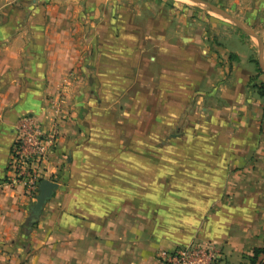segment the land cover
I'll use <instances>...</instances> for the list:
<instances>
[{"label":"crops","instance_id":"1","mask_svg":"<svg viewBox=\"0 0 264 264\" xmlns=\"http://www.w3.org/2000/svg\"><path fill=\"white\" fill-rule=\"evenodd\" d=\"M202 1L253 29L263 49L259 45L255 64L253 36L241 38L232 24L212 19L224 29L221 42L232 64L220 88L228 105V144L220 156L225 171L196 166L159 174L157 169L106 164L114 158L98 151L95 120L115 112L119 98L135 104L145 97L143 111L151 114L155 92L164 94L175 73L177 95L198 96L176 110L196 109L203 99L201 86L209 84L211 74L199 72L195 56L209 50L204 38L219 37L217 24L195 29L190 22L193 32L184 36V24L176 20L181 7L168 23L159 13L154 24L149 0H0V264H160L161 249L207 240L218 244L223 264H249L246 256L264 247V100L252 87L258 68L264 80V0ZM176 35L182 46L177 40L168 43ZM183 45L192 48L186 62ZM247 61L249 70L242 67ZM25 119L58 129L44 178L59 186L29 232L36 194L13 182L8 169L11 146ZM204 138L192 136L187 143ZM135 139L131 144L138 143ZM125 158L117 155L115 162ZM218 172L212 183L229 195L212 199L210 215L199 214L192 225L187 193L177 203L183 209L175 220L167 217V228L160 223L159 185L180 182L188 188L186 176L197 175L194 186L202 192L212 184L208 177L206 185V175Z\"/></svg>","mask_w":264,"mask_h":264},{"label":"rangeland","instance_id":"2","mask_svg":"<svg viewBox=\"0 0 264 264\" xmlns=\"http://www.w3.org/2000/svg\"><path fill=\"white\" fill-rule=\"evenodd\" d=\"M149 1L151 2L152 8L151 23L154 24L158 23L157 15L159 13L166 17V23H168L169 19L171 18L170 16H174V9L176 7H181L182 10L179 12L181 14L177 12L178 16L176 20L177 22H180V25L184 24V27H182V32H180L184 36H187L193 32L191 27L188 28V23L191 22L194 24L195 29H211V26L214 25L212 23H215L212 19L219 21L223 20L232 24L236 28V32L240 33L241 38L247 39L252 36L247 31H245L241 25L232 23V21H230L225 16H220L214 13L206 4L195 2L194 0ZM162 5L164 7L163 9ZM170 23H173V21ZM215 28H217L219 31V37L213 36L212 41L209 39L206 41L204 38L203 42L205 45L203 44V47L209 48V50H206V53L200 50V53H196L195 56V64L196 66H200L199 72L211 74L209 84L203 82L201 86V89L203 90V99H201L200 105H196V109L194 108V105L192 109L186 108L184 111L176 110L181 103L184 104L186 101L193 103L195 99L198 100L197 93L194 91V93L188 94L186 96L177 95L178 85H174V79L177 73L171 74V80L169 82L170 84L164 85V94H162V91L155 92V109L151 114H147L145 111H143L146 109L145 97L138 99L136 102L138 106H136V103L132 104V100L129 98H119L118 103L113 104L114 108L117 107L115 112L113 110L112 114L108 112L105 116H102V122L98 119L95 120L97 122V126L96 132L94 130L95 134L93 135L101 142L97 149L99 152H101V155L108 154L114 158V163L111 161H105V163L107 162L106 164L118 166V168H122V165H124L125 169H157L159 174H166L165 170L167 169L178 170L184 168L188 170L190 167L196 166L199 168L202 167L204 169H213L214 167L217 168L216 170L224 169L222 168L220 156L225 151L224 149L228 144L226 140V118H228L226 111L228 105L227 103L223 102L225 96H223L220 88L224 86L223 76H226V73L229 72L230 65L232 64L229 62V52L223 46L224 35H222L221 32H223L224 29L220 24H217ZM154 33L155 32H153V34ZM206 35L208 36V33H206ZM170 37L171 35H169V41ZM172 40H174V42L168 41V43H175L177 40L180 46H182L178 35H176V37ZM252 41L255 45V48L251 57L255 59L253 62L257 64V62L259 63L257 58L260 43L255 37H252ZM155 42L158 41L155 40ZM156 45L158 46L159 43H156ZM183 46L186 49V56L184 59L186 62V60H188L187 54L192 51V48L191 45ZM196 48L197 46L195 47L194 51H199L200 48ZM261 60L262 65L264 66V60ZM249 66H251V64L248 61L244 62L242 65L245 70H249ZM220 72L221 74H219ZM156 86H158L160 89V85L157 82L155 83V87ZM218 88L219 92H217ZM249 91L250 90H248V93L246 94L247 97L250 96ZM210 107H212V109H210ZM136 109H139V111H135ZM101 115H98L97 118H100ZM99 125H103L101 131H99ZM192 136H199L200 138L204 136L205 138L202 139L200 143H197L199 145L198 146L197 144L187 143L189 137ZM133 137L137 138L135 140L138 143L131 144L130 139ZM122 141H125L124 145L117 146ZM120 154H123L126 157L125 161L115 162L117 155ZM132 154H134V156ZM128 158H130L129 161H127ZM131 158H134V161H132ZM219 173L221 172H218L217 176L214 174L206 175V185L210 182L208 177L212 178L211 183L213 181L216 182ZM162 177L167 178L168 176L158 175V178ZM178 177L182 178V175L178 174L177 178ZM186 177L190 178V185L188 188L187 183L182 184L180 182L178 184L174 182L173 186L169 183H164L163 185H159L157 187V193H159L160 198L158 211L160 215L164 216L160 223H163L166 228L167 217L171 219V223L175 220L174 216L177 215V212L183 209L177 203L180 199H182V197L186 198L187 193L190 194L191 200V206L189 209L190 216H192V225L196 223L194 219H198L199 214L201 218L203 216L210 215L214 208L212 199L218 198L219 195H221V197H225L227 194L229 195L225 188H221L220 190L215 187L213 183L210 184V186H207L206 189L201 192L194 186L197 183L193 182V178L198 176L187 175ZM170 193H173V196L171 198H167V195ZM205 200H207V202L210 204L207 203L206 205H203ZM146 210L148 213L153 211L152 209ZM192 228V231H194L195 227L192 226ZM193 242L197 243L198 241ZM209 242L215 245L218 257L221 261V264H223V258L218 244L210 240Z\"/></svg>","mask_w":264,"mask_h":264},{"label":"built area","instance_id":"3","mask_svg":"<svg viewBox=\"0 0 264 264\" xmlns=\"http://www.w3.org/2000/svg\"><path fill=\"white\" fill-rule=\"evenodd\" d=\"M57 137L58 129L46 130L35 120L25 119L11 146L8 169L14 175L13 182H21L31 194L37 193ZM157 258L160 264H221L215 245L209 241L161 249Z\"/></svg>","mask_w":264,"mask_h":264},{"label":"water","instance_id":"4","mask_svg":"<svg viewBox=\"0 0 264 264\" xmlns=\"http://www.w3.org/2000/svg\"><path fill=\"white\" fill-rule=\"evenodd\" d=\"M195 2H203L202 0H194ZM210 9L220 15V16H225L226 18H228L230 21H232L235 24L241 25L245 31H247L250 35H252L253 37H255L259 43H260V47H261V51L263 49L262 47V43L261 40L259 39V37L256 35V33L247 25H245L244 23H241L239 20H237L236 18L232 17L231 15L225 13V12H221L220 10L216 9L214 6L210 5L209 3H206ZM239 26V27H241ZM261 61V60H260ZM264 68V66H263ZM59 184L49 180V179H42L39 184H38V188H37V194L35 202L33 203V206L31 207L30 210V216L28 218V223H27V228H26V232H29L32 229V226L35 224V222H37V219L45 205V203L52 198V194L54 193V191L56 189H58Z\"/></svg>","mask_w":264,"mask_h":264},{"label":"trees","instance_id":"5","mask_svg":"<svg viewBox=\"0 0 264 264\" xmlns=\"http://www.w3.org/2000/svg\"><path fill=\"white\" fill-rule=\"evenodd\" d=\"M257 70L259 71V74L253 77L252 87L256 89L258 95L264 100V80L259 78V75L263 73V71H261V68H258ZM27 246L28 245H25L24 247L27 248ZM246 259L249 264H264V247L254 248L252 254L246 256Z\"/></svg>","mask_w":264,"mask_h":264}]
</instances>
